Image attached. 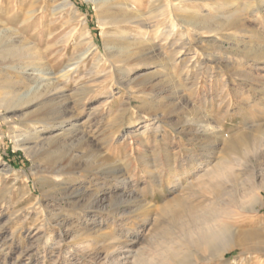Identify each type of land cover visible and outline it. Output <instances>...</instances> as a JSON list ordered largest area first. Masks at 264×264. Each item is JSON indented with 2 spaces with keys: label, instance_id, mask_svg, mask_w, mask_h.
<instances>
[{
  "label": "rangeland",
  "instance_id": "obj_1",
  "mask_svg": "<svg viewBox=\"0 0 264 264\" xmlns=\"http://www.w3.org/2000/svg\"><path fill=\"white\" fill-rule=\"evenodd\" d=\"M112 1L0 0V34L19 32L44 62L26 66L14 54L0 60L12 80L10 88L0 87V264H260L255 260H264V250L249 239L264 236V188L260 202L253 197L264 173L239 194L228 182L231 203L201 191L207 165L230 167L233 156L227 140L206 127L247 143L244 155H254L258 134L264 153V0H122L132 21L141 16L149 24L146 34L137 22L106 23ZM197 12L210 24L231 18L239 25L217 37L198 29ZM127 42L147 54L119 76L115 55ZM239 61L248 74L236 78ZM52 82L70 102L45 104L58 118L40 138L59 133L62 120L74 128L60 140L40 139L30 154L16 147L2 115L42 117L39 106L25 103ZM95 83L99 92L74 102L78 88ZM19 104L16 112L8 109ZM64 169L74 173L53 183ZM179 195L191 197L199 213L218 206L216 223L229 232L210 246L175 249L172 257L173 245L163 238L178 229L164 208ZM223 238L236 247L220 251Z\"/></svg>",
  "mask_w": 264,
  "mask_h": 264
},
{
  "label": "bare ground",
  "instance_id": "obj_2",
  "mask_svg": "<svg viewBox=\"0 0 264 264\" xmlns=\"http://www.w3.org/2000/svg\"><path fill=\"white\" fill-rule=\"evenodd\" d=\"M106 9H107V12H108L107 14H108L109 18L111 19V20L109 19L110 21L106 22V23H109V24L114 25V26L115 25L119 26L122 23L137 22L139 25H141V27L144 28L145 34L149 32L148 31L149 24L145 25L146 24L145 20L142 19L141 16H137L138 21H132L131 20L132 17L129 14L130 10L128 9V6H125V3L122 0H116L114 2L112 1L108 6H106ZM119 11H122L124 13L123 18H121V16L118 15ZM100 18H104V17H100ZM192 18L195 20V22L199 23L198 24L199 30H203L204 32H208V33H213L217 37L218 36L229 37L228 35H231V34L228 32H231V31L236 32L237 26L239 25L238 22L240 21V20L237 21L236 19L232 20L230 18L227 21H224L222 23L210 24V22L207 21L206 16L200 12H197L195 16H192ZM209 18H211V17L208 16V19ZM5 19H7V17ZM211 20H214L213 17ZM79 21H81V19H79ZM158 28H160V25H156V30ZM239 28H241V27H239ZM224 32H227V34ZM21 35L22 34H20L19 32L18 33L15 32L12 34L5 32L3 34H0V60L6 58V56H8V55L14 54L15 56L18 57V59L27 60V61H25V64H27L26 66L44 67L43 58H42V55H41V52L39 51V49H37V47H35V46L30 45L26 41H22L20 39ZM118 38H120V36H116V39H118ZM142 42H144V41H142ZM146 54H147V49L145 46H141V45H139V46L135 45L134 46L128 42L127 43H121L119 52H117L115 55L116 61L119 62L120 65H118L117 67H114V66H112V67H114L113 69L115 70L117 75L121 76L122 74H125V73H126V75H128L129 73H131L130 70H131L132 65L135 64L136 62L139 63L140 61L144 60V57L146 56ZM247 54L248 55H254V56L256 54L255 57L261 59V57L258 56L257 52H253V53L251 52V53H247ZM112 55H113V53H112ZM241 64H243V63L242 62L240 63V61H239V65L237 67H235L233 70V72H234L233 74L236 78L240 77L241 75L243 76V74L245 76L248 74V71L245 72L243 70ZM108 74L109 73H105L102 75L104 80L107 78ZM119 76H118V78L116 77V83L122 84V82H121L122 77L119 78ZM104 80L101 81V83L104 82ZM11 82H12V80H10L6 75L5 66H3L2 63L0 62V87L10 88L12 86ZM101 83L92 84V86H90V87L78 88L77 89V92H78L77 98L75 97L76 100L74 102L78 101V103H82L84 100H87L88 99L87 95H89L88 93L91 91H94V92L98 91L99 88L101 87V85H100ZM75 94H76V92H75ZM75 94H74V96H76ZM110 94L111 95L108 98H113L115 96V92H113V91L110 92ZM27 101L28 102H26L25 105L29 104V105L39 106L38 108L42 114V117L34 119L32 117H28V115H27L26 117H23L20 121H16L13 118H8L6 115H2V120L6 121L9 125H11V129H12L11 133L13 132L12 138L15 141L16 147H21L27 153L32 154V151L37 147V145L39 144V142L42 139L43 140H48V139H52V140H58L59 139L60 140V139H62L63 136L64 137L66 136L65 132L72 131V129L74 128V124L65 123V121L62 120V122H61L62 124L59 123L60 126H59V129H57V130H59V133H57L56 135L50 136V137H45L42 139L40 138V136H41L40 132L41 131L45 132L46 129L49 130V128H51V127H53V128L56 127L55 126L56 125L55 119L58 118L52 114L50 115V112L48 111V109L46 110V108L44 107L45 104L48 102H54L55 104L59 103L60 106H64V105L66 106L70 102L69 98L65 94V89L62 86H60V84L52 82L50 84L43 86L41 89L33 91L31 97ZM87 101L85 102L86 104H87ZM20 106H24V105L23 104L14 105V106L11 105L10 107H8V109L12 112H16L19 110L17 108H21ZM151 124H153V123H151ZM146 126H147L146 129H147L148 125H146ZM214 127H212V129L206 127V131L211 130L216 135L224 137L225 141L227 140L225 142L226 143L225 148L228 149V151L230 150L232 154L229 152V155L231 154L233 156L231 157L230 167L223 166L222 165L223 163L222 164L216 163L212 166H210V164L207 165V168H205L204 173L202 175L203 176V180H202L203 184L202 185H204V186H203V189L201 191V194L204 197H205V195H210L212 198H214L216 200H220L223 196H228V199L225 200V198H224V200H225V202L231 203L235 197H234V195L231 196V194H230L231 192L230 193L228 192L229 188L226 185L228 182L236 190V194L237 193L239 194V192H238L239 187L243 186L245 188V191H246L247 190V187H246L247 184H250V182L253 181L252 177H255L259 173L260 174L264 173V161H261L262 160L261 158H263V156H264V153H262V150H263L262 144L263 143H261L260 135L255 134L254 135V141H255L254 143L257 146V148L254 151V155H249V154L244 155V154H241L240 151H244V150L248 149L249 146L247 143L244 146V143L238 137H232V136H231L232 138L226 137L225 135H223L221 133V131H220L221 129L214 131ZM156 129L157 130L160 129V125H157ZM74 130H76V129H74ZM261 136H263V135H261ZM61 143H63V142H61ZM249 145H251V144H249ZM104 155H102L103 159L102 158L101 159L104 161L109 160L108 159L109 157L104 156ZM229 155H228V157H230ZM100 156H101V154H100ZM226 156H227V154H226ZM102 163H104V162L102 161ZM72 172L74 173V171L72 169H64V170L56 171L55 176L51 179H52L53 183H55L57 185H62V184H64V177L70 176L72 174ZM115 175H118V174H115ZM173 183L178 184L179 179L176 178L173 181ZM256 187L258 188L257 192H259V193L255 192V194H253V197L260 202L259 194L261 195V193H262L261 189L263 190L264 185L259 186V187L256 186ZM64 191H66V190L64 189ZM83 192H84V190H83ZM195 192H197V191H195ZM249 195L250 194L245 192V194H243V197L246 198ZM69 197H71V196L69 195ZM190 198L191 197H187V198L185 197L184 198V196L182 197L179 195L176 198H174L173 203L171 202L168 204V206H167L168 209L164 208V211L166 212V214L169 217L170 226H171V223L175 224V225H177L176 227L178 229V231L174 230L172 232V236H170V239H168L169 237L163 238L165 236H163V237L161 236L163 239L166 240V243L168 240L170 243H172L173 246H171V248H169V250L173 251V252H171L172 257H174V255L176 253L175 249H179L180 247L182 248L183 246L186 247L188 245H190L189 247H192L191 245H194V246L195 245L196 246L208 245V246H210V244L212 242H214L218 239H221L224 235L227 234V232H229L228 231L229 227L226 228V227L221 226V225L216 223V221L219 217V214L220 215L222 214L221 211L218 210V208H219L218 206L216 207L214 205L213 210L210 212L199 213V210L197 209V205L194 204V201ZM96 199H98L97 195L94 196L93 201H96ZM185 199H187V200H185ZM142 207H144V206H142ZM252 209H253V207H252ZM223 212H225V208H224ZM162 221H164V220H162ZM165 223L167 224V222H165ZM257 235H255L256 237H253L249 240L255 242V244H257L261 250H264V236L263 235L257 236ZM245 240H243V241H245ZM248 243H249V241H248ZM248 243L246 245H248ZM219 244L220 245H219L218 249L220 251H223V252L231 250V249L235 248L237 245L235 243L234 239H229V238H223V240H221V242ZM249 245H252V244L250 243ZM189 247H187V248H189ZM263 262H264V260L260 257H257L255 260V263L262 264Z\"/></svg>",
  "mask_w": 264,
  "mask_h": 264
}]
</instances>
